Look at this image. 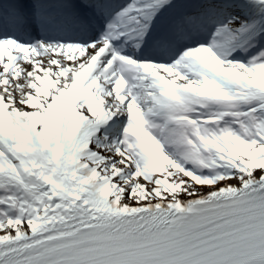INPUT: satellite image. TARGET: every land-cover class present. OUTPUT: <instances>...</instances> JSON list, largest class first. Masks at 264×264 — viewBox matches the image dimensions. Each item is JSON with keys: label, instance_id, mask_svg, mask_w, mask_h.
Returning <instances> with one entry per match:
<instances>
[{"label": "snow or ice", "instance_id": "1", "mask_svg": "<svg viewBox=\"0 0 264 264\" xmlns=\"http://www.w3.org/2000/svg\"><path fill=\"white\" fill-rule=\"evenodd\" d=\"M0 264H264V0H0Z\"/></svg>", "mask_w": 264, "mask_h": 264}]
</instances>
